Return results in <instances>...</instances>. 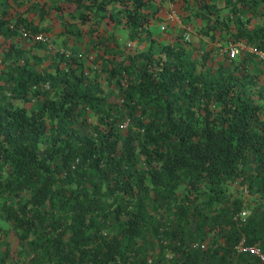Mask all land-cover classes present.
<instances>
[{
    "label": "trees",
    "instance_id": "16d2710c",
    "mask_svg": "<svg viewBox=\"0 0 264 264\" xmlns=\"http://www.w3.org/2000/svg\"><path fill=\"white\" fill-rule=\"evenodd\" d=\"M150 3L70 0L76 22L106 20L128 39L149 35ZM30 6L43 19L47 10ZM52 8L60 13L63 5ZM218 8L201 0L193 15L208 19L203 11ZM1 17L7 27L25 26L29 39L37 33L26 19ZM206 26L212 37L227 25ZM225 31L264 50V25ZM147 42L145 51L127 54L102 45L106 77L118 89L114 104L75 55L58 54L48 71L14 41L0 49L1 264L8 238L31 254L29 264H202L211 255L202 257L190 240L210 230L225 243L214 251L219 264L240 255L233 249L240 239L264 254L258 213L242 224L232 217L248 204L264 205L262 71L248 70L243 56L226 58L228 67L216 63L178 34ZM123 110L128 126L118 120ZM231 184L255 197L227 191Z\"/></svg>",
    "mask_w": 264,
    "mask_h": 264
},
{
    "label": "rangeland",
    "instance_id": "374dc122",
    "mask_svg": "<svg viewBox=\"0 0 264 264\" xmlns=\"http://www.w3.org/2000/svg\"><path fill=\"white\" fill-rule=\"evenodd\" d=\"M207 4L214 2L218 6L216 11H203L205 14H209L208 19H199L193 15L194 11L200 13L198 9L201 4V0H151L149 7L145 8L149 12H153L152 19L147 24L146 28L149 31V35L140 33L135 36V39H128L126 37L125 29L118 25H112V23L105 24L106 20L98 22L92 20L90 22L80 24L76 22L75 16L72 12L70 0H0V49L10 41H14L19 45H22L26 50L25 56L30 61L40 59V61L47 65L48 71H51L49 66L53 62V58L58 54L65 56L75 55L80 58L84 73L87 77L95 75L98 78V84L102 89V99L106 100L107 103L114 104L116 102V96L118 95V89L115 85L114 78L111 76L106 77V67L109 65L105 60L106 57H102L99 53L102 45H106L108 49L111 47H117L115 50L127 54L128 51H145L148 39L152 36L156 37L160 41L169 40L171 35L187 33L188 40H183L185 43H189L191 46L194 45L195 50L198 53H204L208 51V54L216 63H222L227 66L229 61L226 59L224 54V47L228 42L233 41V35L225 31L227 27L233 25H246V27H257L264 25V0H256V5L253 4V0H204ZM244 3V4H243ZM63 5L62 11L59 13L52 7ZM28 5H35L36 8L39 6L47 10L43 19L37 20V16L33 14L32 7L26 8ZM179 8L181 15L175 10ZM255 8V11H252ZM26 9L25 11H23ZM110 11L115 12V4L109 6ZM11 13L12 17H21L30 21L31 25H27L26 28L37 27V33L32 34L30 39L26 35L25 31L22 30L21 26L16 29L8 27L4 24L1 12ZM187 13V14H186ZM19 14V15H18ZM190 15L191 20H186L184 16ZM75 22V23H73ZM165 22L168 31L165 33L157 32V25H161ZM206 25H227L225 29H221L218 34V30L215 35L211 37L210 30ZM7 27V28H6ZM116 27L117 38L112 36V28ZM89 29H91V35H88ZM175 33V34H174ZM99 41L98 46L95 44ZM127 41H132L131 47L126 46ZM94 42V43H93ZM251 45L250 43H245ZM110 47V48H109ZM29 49V52H27ZM2 55L0 53V62ZM198 59V58H196ZM248 70L254 73H260L259 67L252 57H249L245 62ZM228 67V66H227ZM99 89V90H100ZM3 90L8 91V86L5 85ZM25 106L29 110H34L35 105L26 103ZM123 110L121 112V119L119 123H124ZM85 116L93 120L92 114L87 113ZM120 116V114H119ZM133 116V115H132ZM136 118V115L134 116ZM121 120V121H120ZM87 121V120H86ZM128 121L126 122V124ZM127 124L126 126H128ZM126 129V128H125ZM124 129V131H125ZM124 135H122V138ZM121 146V143L118 147ZM120 149V148H118ZM142 157L138 156L137 162L141 163ZM234 188L241 191L242 195H246L248 192V199L252 200L255 195L253 191L243 190L238 188L236 184H231L227 187V191H232ZM260 206V210H259ZM262 202L256 204H248L242 207L237 213L243 211L246 219L253 213H258L256 217L257 226L264 222V214L261 212L263 208ZM218 207H216L217 209ZM237 213L233 214V218L236 219ZM213 228H216L217 220L213 221ZM262 236L264 237V228L262 230ZM223 236H220L218 232L206 231L202 235L194 233L190 240V247L198 252L202 257L205 258V254L211 255L207 260H202V264H219L217 261V254H214L215 250L221 249L225 243L222 241ZM4 241V240H3ZM0 241V246L3 243ZM8 249L10 251L9 256L5 259L3 264H29V258L31 254L24 249L21 251L19 243L12 238H8ZM235 254H240L238 257L232 259L231 264H264V254L259 252L258 246H247L243 243V239H240L233 247ZM2 248H0L1 254ZM238 259V261H236ZM1 264V263H0Z\"/></svg>",
    "mask_w": 264,
    "mask_h": 264
},
{
    "label": "built area",
    "instance_id": "2783aa9c",
    "mask_svg": "<svg viewBox=\"0 0 264 264\" xmlns=\"http://www.w3.org/2000/svg\"><path fill=\"white\" fill-rule=\"evenodd\" d=\"M157 32L159 33H165L168 31L167 26L165 25V22H163L161 25H157ZM181 38L183 40H188V34L182 33L180 34ZM246 42L242 40H236L228 42V44L224 47V54L227 59H235L238 56H243L244 58L252 57L256 64L258 65L259 69L262 71L264 75V50L256 47L255 45H246ZM133 45L132 41H127L126 46L131 47ZM124 123H122V126L126 125V122L128 121V118L124 117ZM236 220L238 224H242L246 220L245 213L243 211L237 213Z\"/></svg>",
    "mask_w": 264,
    "mask_h": 264
}]
</instances>
